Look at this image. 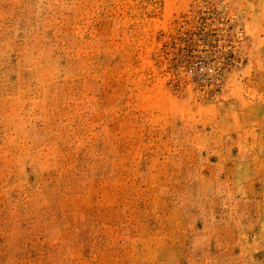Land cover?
<instances>
[{
    "label": "rangeland",
    "instance_id": "374dc122",
    "mask_svg": "<svg viewBox=\"0 0 264 264\" xmlns=\"http://www.w3.org/2000/svg\"><path fill=\"white\" fill-rule=\"evenodd\" d=\"M0 264H264V0H0Z\"/></svg>",
    "mask_w": 264,
    "mask_h": 264
},
{
    "label": "built area",
    "instance_id": "2783aa9c",
    "mask_svg": "<svg viewBox=\"0 0 264 264\" xmlns=\"http://www.w3.org/2000/svg\"><path fill=\"white\" fill-rule=\"evenodd\" d=\"M191 75L197 78L198 84L206 83L208 81L209 74L213 73V68L202 62L196 65L194 71H190Z\"/></svg>",
    "mask_w": 264,
    "mask_h": 264
}]
</instances>
